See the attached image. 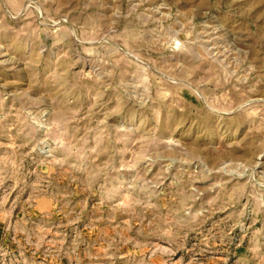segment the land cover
<instances>
[{"label": "rangeland", "instance_id": "obj_1", "mask_svg": "<svg viewBox=\"0 0 264 264\" xmlns=\"http://www.w3.org/2000/svg\"><path fill=\"white\" fill-rule=\"evenodd\" d=\"M0 264H264V0H0Z\"/></svg>", "mask_w": 264, "mask_h": 264}]
</instances>
